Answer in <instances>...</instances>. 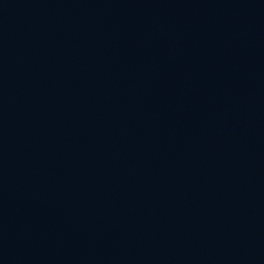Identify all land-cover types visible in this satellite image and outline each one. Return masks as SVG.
I'll return each instance as SVG.
<instances>
[{"label":"water","instance_id":"95a60500","mask_svg":"<svg viewBox=\"0 0 264 264\" xmlns=\"http://www.w3.org/2000/svg\"><path fill=\"white\" fill-rule=\"evenodd\" d=\"M0 264H264V0H0Z\"/></svg>","mask_w":264,"mask_h":264}]
</instances>
